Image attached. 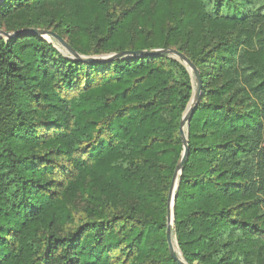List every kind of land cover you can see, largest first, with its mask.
I'll list each match as a JSON object with an SVG mask.
<instances>
[{
  "label": "trees",
  "instance_id": "1",
  "mask_svg": "<svg viewBox=\"0 0 264 264\" xmlns=\"http://www.w3.org/2000/svg\"><path fill=\"white\" fill-rule=\"evenodd\" d=\"M78 54L170 48L199 75L172 231L187 264H264V0H1ZM194 89L169 54L82 61L0 36V264H178L166 236Z\"/></svg>",
  "mask_w": 264,
  "mask_h": 264
},
{
  "label": "water",
  "instance_id": "2",
  "mask_svg": "<svg viewBox=\"0 0 264 264\" xmlns=\"http://www.w3.org/2000/svg\"><path fill=\"white\" fill-rule=\"evenodd\" d=\"M1 1V0H0ZM23 33H32L37 34L40 37H43L44 39H47L48 41L54 40V42L57 44L58 49L66 54L69 55L71 58L82 60V61H102V60H111L117 57L121 56H128V55H153V54H169L179 60L182 61V63L186 66L187 70L189 71L193 83H194V89L191 95V98L182 113V117L179 122V137L181 140L182 145V151L180 158L177 162L176 169L174 172V175L171 179V184L168 191L167 196V216H166V236H167V244L168 249L173 257V259L178 264H187L182 254L177 246V242L175 239V235L172 231V225L174 223V216H173V208H174V200H175V191L178 186L179 182V176L181 174V171L183 169V163L187 157L188 154V139H187V127L188 123L190 121V118L192 116L194 106L197 103L198 96H199V75L194 67L193 63L185 57L184 55L177 53L175 50L170 48H162V49H154V50H139V51H119V52H112L108 54H102V55H94V56H85L78 54L64 39L60 38L59 36L55 35L53 32L43 29H35V28H23L21 30L15 31V32H3L0 30V36H3L4 38H9L11 36H18ZM177 246V249L174 247V241Z\"/></svg>",
  "mask_w": 264,
  "mask_h": 264
},
{
  "label": "bare ground",
  "instance_id": "3",
  "mask_svg": "<svg viewBox=\"0 0 264 264\" xmlns=\"http://www.w3.org/2000/svg\"><path fill=\"white\" fill-rule=\"evenodd\" d=\"M174 241V240H173ZM174 243V247H175V249H177V246H176V244H175V241L173 242Z\"/></svg>",
  "mask_w": 264,
  "mask_h": 264
},
{
  "label": "rangeland",
  "instance_id": "4",
  "mask_svg": "<svg viewBox=\"0 0 264 264\" xmlns=\"http://www.w3.org/2000/svg\"><path fill=\"white\" fill-rule=\"evenodd\" d=\"M56 44V43H55Z\"/></svg>",
  "mask_w": 264,
  "mask_h": 264
}]
</instances>
